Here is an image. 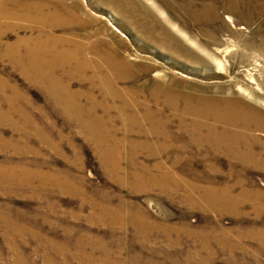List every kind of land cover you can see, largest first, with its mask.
<instances>
[{"label": "rangeland", "instance_id": "obj_1", "mask_svg": "<svg viewBox=\"0 0 264 264\" xmlns=\"http://www.w3.org/2000/svg\"><path fill=\"white\" fill-rule=\"evenodd\" d=\"M206 1L215 3L221 15L218 20L200 25L180 5L172 10L163 6L176 22L171 25L160 12L151 16L146 0H0V142L13 141L9 151L0 144V264H174L155 250H170L164 238L147 242L131 223L121 228L111 219L103 220L104 209L123 202L136 206V212H146L157 225L173 228L170 234L182 240L183 249L175 264H264L259 235L264 230V211L257 216L251 205L241 206L237 213L211 210L200 192L187 184L201 177L193 173L183 178L178 167L166 160L165 168L181 180L184 195L193 191L194 202L175 201L172 193L132 189L127 183L129 162L123 164V181L109 172L96 145L65 113L68 109L61 96L37 83L46 76L61 78L79 93L76 100L81 106H92L103 94L88 95L90 81L85 74L72 78L69 60L39 59L34 53L46 50L68 56L73 52L81 61L104 64L102 53L108 52L131 66L132 79L120 82L121 87H140L146 82L150 87L152 80L165 79L178 89L209 94L227 95L231 89L230 97L244 94L264 110V0H242V10L227 8L226 1L232 6L238 0H197V6ZM227 15L233 16L234 25ZM41 17L52 27L39 22ZM179 27L195 44L179 34ZM40 35L45 38L44 47L36 42ZM196 43L215 53L224 68L210 61ZM133 96L128 93L129 99ZM257 134L264 137V130ZM14 163H20L33 183H25L24 176L14 180L4 172ZM220 163L224 173L216 179H230V163L226 159ZM154 164V160L148 162ZM195 166L202 172L201 163ZM247 172L259 188L264 187L263 170L249 168ZM10 224L15 228L11 230ZM216 227L241 245L234 258L229 252H219L216 242L211 245L215 253L207 250L189 258L198 248L195 237L213 233ZM55 243L63 251L52 248Z\"/></svg>", "mask_w": 264, "mask_h": 264}, {"label": "bare ground", "instance_id": "obj_2", "mask_svg": "<svg viewBox=\"0 0 264 264\" xmlns=\"http://www.w3.org/2000/svg\"><path fill=\"white\" fill-rule=\"evenodd\" d=\"M147 1L150 3L148 8L152 12L150 13L151 16L160 12V15H164L163 18L167 21L166 23H171V25H175L176 22L165 14L162 9L163 6L172 10L180 5L181 10L186 12L193 22L200 25L209 24L221 17L212 1H206L199 7L197 0ZM226 2L227 8L233 7L237 10L244 8L242 0L236 1L232 6L228 1ZM38 20L42 24L45 23L52 27L50 21L45 18L41 17ZM228 20L233 25L235 24L233 16L229 15ZM181 28H178L179 34L181 33L183 37L190 39L186 30ZM44 39L42 35L36 39L39 46H45ZM190 40L195 44L194 40ZM196 46L200 47L201 51H205L210 61L217 62L219 69L224 68L218 56L210 52L208 47L198 43ZM188 49L184 48L185 52L192 54V51ZM39 51V54L34 53L39 59L51 57L56 61L59 58L69 60L68 63L72 66L70 76L72 78L83 77L85 74L84 77L90 81L88 95H92L95 91H100L103 94L100 101H96L92 106L85 108L77 102L76 98L79 93L72 91L70 83H64L61 78L55 76H46L37 80V83L47 92L57 97L61 96V100L68 109L65 113L82 128L81 130L84 131L87 138L96 145L105 168L115 177L122 180L121 177L124 176L125 171L123 164L127 160L131 167L129 172L127 171V183L134 190L156 191L168 196L173 194L175 201L194 202L193 191H191L193 189L200 192L201 199L213 211L237 213L243 205H251L257 216H260L264 211V187L259 188L247 172L249 168L264 171V137L257 134V130H264V110L247 101L244 94L230 97L231 89L227 95L178 89L172 83H167L165 79L152 80L149 83L151 84L150 87L146 82L140 87L138 84V87L126 86L124 88L119 84L132 79V73H129L131 66L119 56L101 52L105 59L104 64H101L81 61V58L73 52L67 56L59 55L57 52L50 54L48 51L46 53V50ZM30 54L32 56V52ZM26 56L29 57L28 54ZM83 64H86V71L83 70ZM41 72L44 73V70ZM239 89L242 90L241 87ZM129 92L134 93L132 99L128 98ZM1 138L2 133L0 132V141ZM0 144L2 150L9 151V146L11 147L13 141H4L5 147L2 142ZM221 159H226L230 163L227 170L230 179L224 181L216 179L217 176L224 173V168L220 163ZM152 160L155 161V164L148 165V162ZM164 160L169 161L172 167H178V172L184 176L183 178L193 173H197L196 175L201 177L200 179L192 178L187 182L191 188L189 193L184 195L181 192L180 189L183 188L181 180H178L173 176V172L165 168ZM199 163L203 166L202 172H198L195 166ZM19 164L4 166V172L12 176L14 180H20V177L24 176L26 181L22 180L25 183H33ZM180 166L182 167L181 170H179ZM16 182L18 185L20 181ZM198 203L197 205H199ZM135 208L136 206L133 204L123 202L120 207L112 206L102 210V218L103 220L111 219L113 224L119 225L121 228L124 227L125 223H131L138 235L147 242H155L158 238H164L163 240L167 241L170 250L161 248H155V250L157 253H163L164 257L170 259L172 263H177L183 252V249L180 248L182 240L171 236L170 232L173 228L157 225L154 220L148 217L146 212H136L134 211ZM4 219L8 220V218ZM9 228L12 230L15 226L10 224ZM10 229H7L9 233L6 231L8 235H11ZM259 235L261 242L264 243V230H261ZM195 238L198 248L189 254V258H197L207 250L209 251L207 253L212 254L211 245L214 242L221 249L219 252H229L231 258H234L236 249L241 248L238 242H233L227 237L226 230L219 227H216L213 233L201 234ZM9 240L12 241L14 238L10 236ZM51 247H54L59 253L62 250V247L60 248L56 243L51 244Z\"/></svg>", "mask_w": 264, "mask_h": 264}]
</instances>
